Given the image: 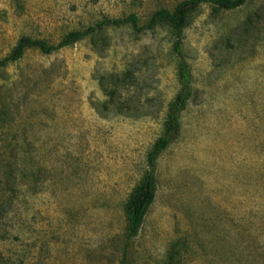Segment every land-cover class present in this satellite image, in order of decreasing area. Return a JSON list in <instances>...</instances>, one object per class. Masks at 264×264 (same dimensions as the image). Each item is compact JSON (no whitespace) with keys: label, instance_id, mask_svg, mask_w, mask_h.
I'll return each mask as SVG.
<instances>
[{"label":"rangeland","instance_id":"1","mask_svg":"<svg viewBox=\"0 0 264 264\" xmlns=\"http://www.w3.org/2000/svg\"><path fill=\"white\" fill-rule=\"evenodd\" d=\"M184 0H0V59ZM169 26H109L0 69V264H264V0L191 14L193 95L137 237L127 205L181 89Z\"/></svg>","mask_w":264,"mask_h":264},{"label":"trees","instance_id":"2","mask_svg":"<svg viewBox=\"0 0 264 264\" xmlns=\"http://www.w3.org/2000/svg\"><path fill=\"white\" fill-rule=\"evenodd\" d=\"M247 0H184L175 9L161 8L157 10L150 22L141 24L137 14H131L124 18H108L102 22L90 26L85 30L70 32L58 44H52L45 39H36L31 36H23L18 41L9 55L0 59V69L24 57L28 49L38 48L46 54L71 46L94 33L100 32L109 26L131 25L138 33L156 30L161 26H169L175 34L174 50L177 53L179 64V80L181 89L171 104L163 134L155 142L147 158V171L135 193L131 197L127 211L130 219L128 239L137 237L148 215L158 192L157 163L161 154L176 140L182 130V113L186 110L189 100L193 95V73L189 62L183 53V41L185 29L189 18L202 5H211L215 11L232 10L244 5ZM0 114H6L0 110ZM1 117V115H0ZM124 264H130L126 259Z\"/></svg>","mask_w":264,"mask_h":264}]
</instances>
